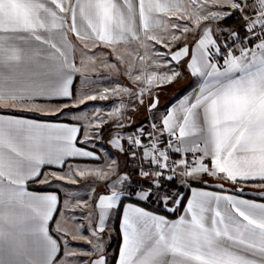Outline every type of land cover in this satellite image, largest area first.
I'll use <instances>...</instances> for the list:
<instances>
[{
	"label": "snow or ice",
	"instance_id": "snow-or-ice-1",
	"mask_svg": "<svg viewBox=\"0 0 264 264\" xmlns=\"http://www.w3.org/2000/svg\"><path fill=\"white\" fill-rule=\"evenodd\" d=\"M233 16L242 22L243 34L223 25ZM155 28L166 35L157 36ZM69 33L84 42L79 67L69 55ZM89 40L99 52L85 51ZM133 43L137 47L129 48ZM121 44L139 61L125 71L139 91L119 84L99 90L95 85L102 81L84 69L99 55L104 68L120 74L103 49L123 64ZM182 64L200 78L191 98L179 109L170 107L159 124L151 117V132L141 124L125 133L134 123L125 112L143 106L146 94L152 100L147 111L154 112L158 96L152 88L181 78ZM76 75L80 88L74 92ZM110 95L119 98V107L109 111L115 120L109 146L128 157L131 167L124 173L111 153L96 150L102 145L87 147L109 122L102 115L87 126L79 124L81 117L69 125L17 116L56 114L44 113L37 101L68 99L72 104L64 107H79ZM102 155L108 161L102 165L69 163L100 161ZM46 166L67 171L44 174ZM205 176L218 181L222 192L225 183L264 188V0H138V5L134 0H0V264H71L68 257L78 252L67 250L73 247L69 234L88 244L79 255L91 257L75 264H110L103 240L113 212L121 232L116 264H264V203L237 195L244 187H236V194L191 188L184 214L175 221L141 206L159 203L175 212L184 200L180 188ZM49 177L65 181V187L78 185L76 177L91 178L92 186L84 200L71 188L63 200L59 190H28L29 183L49 184ZM177 182L175 189L166 186ZM101 183L107 191L96 194ZM126 199L135 202L125 204ZM61 207L74 230L62 232L58 226L60 235L54 236L49 224Z\"/></svg>",
	"mask_w": 264,
	"mask_h": 264
},
{
	"label": "crops",
	"instance_id": "crops-1",
	"mask_svg": "<svg viewBox=\"0 0 264 264\" xmlns=\"http://www.w3.org/2000/svg\"><path fill=\"white\" fill-rule=\"evenodd\" d=\"M134 3L138 5V0H134ZM168 19H171V16L166 17L165 21ZM77 23L79 25L80 19L79 16H77ZM170 27V25H169ZM154 34L157 36H163L166 35V33L160 29V28H155L154 29ZM69 41L72 45V48L69 50V55L71 58L74 59L76 62L77 67L80 66L79 61L81 59V52L80 49L83 48L84 42L80 41L77 39L75 34L69 33ZM88 49H85V51H96L99 52L100 48L99 47H94L93 42L89 40L88 42ZM193 44V39L190 36L189 37V46L191 47ZM129 48H136L137 44L133 43L131 45H128ZM118 50L121 55L124 57V63L122 64L120 61L116 60V57L111 53L110 49L104 48L103 51L108 53V59L112 62L117 63L118 67L123 69V72L125 74L126 71V65L129 64L131 61L138 60L135 56H129L125 53V45L121 44L118 45ZM143 51V49H140ZM91 54V52H90ZM104 60L103 56L97 55L95 57V63L94 64H89L86 69H84L85 73L97 80V81H102L105 79L104 77H107L109 74L115 73L112 69L109 68H104L102 66V61ZM95 69V71L93 70ZM180 69L183 72L182 77L178 80V84L172 83L170 86V89L166 90V93H169L171 97L168 99L166 106L164 107V112L161 115V118L166 114V111L172 107V108H177L179 109L183 102L189 98H191L193 94V90L196 88L197 82L200 80V78H194L191 75H189L188 69L182 64L180 65ZM119 75H121V72L119 71ZM75 79V89L73 91L75 92L77 89L80 88V79L81 77L79 75H76L74 77ZM202 82V81H201ZM100 84L95 85L96 88L100 89ZM175 84V85H174ZM161 87H153L152 90L158 91L160 90ZM36 103L41 104L42 110L44 113H56L53 115H48V114H42L40 111H23V112H18L17 116L18 118H26V119H33L36 120L37 122H45V123H67L69 125H77V117H80L79 110L75 109V107L69 106V107H64L65 104L71 105L72 101L68 99H60V100H54L50 103L48 102H42V101H37ZM34 105H28V107H33ZM61 109L63 110V114H60ZM181 113H177V115H180ZM160 118V121H161ZM79 124L81 122L79 121ZM81 134H78V138L81 139ZM176 159H179V156H175ZM81 160H76V161H69V163H72L75 165V163L80 162ZM61 169L56 168V167H44L42 169V172L44 174H47L49 172H59ZM52 178L49 177V180ZM205 182H207V186L205 185ZM218 181H216L213 177L210 176H205L203 178V181L199 183H192V184H185V190H184V200L181 203V206L176 210V214L173 217H168L162 213H158L155 211H152L150 209L145 208L148 211H152L154 214L158 215H164L169 221H175L178 219V217L182 214H184V208L186 206L187 200L191 198V188L197 189V191H209V192H214V193H219V194H236L235 193V188L236 187H244L245 191L242 194H237L240 195L241 198H247L250 200H253L257 203H264V200L261 199V193H264V188H261L259 186H255L253 184H246V185H232L230 183H225V190L226 191H221V189L218 186ZM60 183L56 184H44L40 185L37 183H29L27 188L29 191L36 192L38 194H55L57 190H59V198L60 200L65 199V193L69 192L68 187H65L64 185H59ZM107 189L104 191H101L100 193L106 192ZM99 193V194H100ZM128 202H134V201H126L124 202L125 204ZM73 205L76 203L75 200H72L71 202ZM69 211H74L77 213V215H80L82 210L80 208H70ZM64 212V209L61 207L55 214L53 221L50 222L49 224V230L50 233L55 235H60V233L57 232V227L59 226L61 228V231H72L74 230L73 225L70 221L67 220L66 215L61 216L60 213ZM122 212V208H121ZM113 215L114 212L111 214L109 220L106 223V231H111L112 230V221H113ZM87 226V225H85ZM66 239L72 243L73 247L71 249H67L68 251H77L78 256L77 257H68V260L71 262V264H75L76 260L78 258H87L89 260L91 257L87 255H79V249L82 248V243L85 245H88L85 241L80 240L76 241L72 239V236L69 234ZM88 239H91V237H88ZM121 247V232H120V218L118 219V235H117V242L115 245V250H116V257H115V264L116 260L118 258V251L119 248ZM87 248V247H84ZM108 250V249H107ZM106 250V254L107 251ZM108 257V255H107Z\"/></svg>",
	"mask_w": 264,
	"mask_h": 264
},
{
	"label": "rangeland",
	"instance_id": "rangeland-1",
	"mask_svg": "<svg viewBox=\"0 0 264 264\" xmlns=\"http://www.w3.org/2000/svg\"><path fill=\"white\" fill-rule=\"evenodd\" d=\"M241 33L243 34V28L241 29ZM218 39H219V37H218ZM157 47H161V46L157 45ZM161 50H164V49H161ZM130 63L139 65L138 60L131 61ZM119 71L121 72V75H119L115 72L113 74H109L107 77H104L105 79L102 80V83L100 84L99 90H102L104 87H108L110 89L116 88L117 84H119L121 86H126L128 89H130L132 91L138 92L139 88L135 87L134 83L131 81V78H126V75L124 74L123 69L119 68ZM179 79L175 80L173 83L178 84ZM171 84L172 83L168 84L167 86L161 87V89L158 91L151 90L154 96H158V107L156 110H154V112L147 111L148 105L150 103H152V100L147 96V94L144 97V100H145L144 105L140 106L139 104H137V108H138L137 111L128 110L125 112V115L130 117L131 120L134 121V123H132L130 128L125 127L123 129V131L125 133L132 132L133 129L137 128L141 124L144 125L146 132H151L152 131L151 117H153V116H155L156 123L157 124L160 123L161 115L164 112V107L167 104L166 101H168V99L171 97V95H169V93H166V90L170 89ZM123 99H124L125 103L128 102V97L126 94L124 95ZM118 100H119L118 97H113L110 95L107 100L97 99L95 101H86V104L80 105L79 107H75V109L79 110L80 117L82 118L80 120V122H81V124H83L85 126H87L88 122L92 121L93 118L97 115H102L105 120L109 121L108 123H105L104 126L102 127V129L100 130V137L101 138H94V140L92 142H90L87 145V147L91 149L93 144L102 145L103 146L102 148H97L96 150L102 154L105 150H107L108 153H111L112 157H114L119 163V169H118L119 172L124 173V172L128 171L129 168L131 167V165L128 163V157L125 155H122L119 151H117L114 148L109 146L110 145V137L115 135V132L113 131L115 120L109 119V111L112 109V106H114V105L119 107ZM93 127H94V125H93ZM89 131H91V129H89ZM83 132H84V129L82 128V131L80 133L81 139H83ZM164 138L166 139L167 137L165 136ZM143 142L147 143L146 140ZM173 158L176 159V157H173ZM106 162H108L107 157L102 155V159L100 161L81 160L80 162H77L75 164H80L81 166H85V165L96 166L98 164L102 165ZM66 171H67V169H64V170H60L58 173L64 174V172H66ZM76 179L79 181L78 185H69V186H67L68 190L71 188L73 194L75 196L79 197L81 200L87 199L88 194H89L88 190L92 186L91 178H89L88 181H85L84 179H82L80 177H76ZM50 181L51 182L49 184H56V182H57V183H60L59 185H61V184L65 185V181H57V180H54L53 178ZM178 183L179 182H177L176 184H171V185H166V186L175 189L178 186ZM105 189H106L105 185L103 183H101L95 189L96 194H99L101 191H104ZM184 190H185V187L180 188V191L183 193V195H184ZM152 204L159 206L161 209H163L165 211V209L163 207H161L159 205V203H152ZM86 210L87 209H84V211H86ZM165 212H167V211H165ZM167 213H171V212H167ZM115 215H116V212H114V215H113L112 230L109 232L105 231L104 240H103L104 248L106 250L108 249L107 255H108L109 261L112 259V255H113L115 245L117 242V238L115 235L116 233L114 231ZM83 223L85 225H87L88 221L84 220ZM84 247H88V245H85L84 243H82V248H84ZM78 259L87 260V258H78Z\"/></svg>",
	"mask_w": 264,
	"mask_h": 264
},
{
	"label": "trees",
	"instance_id": "trees-1",
	"mask_svg": "<svg viewBox=\"0 0 264 264\" xmlns=\"http://www.w3.org/2000/svg\"><path fill=\"white\" fill-rule=\"evenodd\" d=\"M222 23H223V25H225V26H227L229 28H241L242 29V27H241L242 22L236 16H233L232 18H230V19H228L226 21H223ZM126 201H133V200H131V199L124 200V202H126ZM141 206H143V207H145L147 209H150L152 211L167 215L168 217H173L176 214V211L175 212H171V213H167L163 209H161L159 206L153 205L152 203L142 204ZM118 219H119V217H118V215L116 213L115 220H114V231L116 233L115 234L116 238H117V235H118ZM115 255H116V250L114 249V252H113V255H112V259L110 260V264H115V262H114L115 257H116Z\"/></svg>",
	"mask_w": 264,
	"mask_h": 264
}]
</instances>
